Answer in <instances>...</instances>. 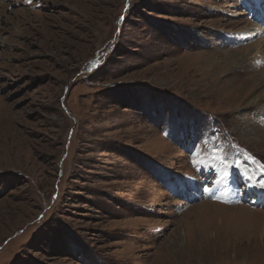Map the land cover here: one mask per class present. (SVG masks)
I'll return each instance as SVG.
<instances>
[{
    "label": "rangeland",
    "instance_id": "rangeland-1",
    "mask_svg": "<svg viewBox=\"0 0 264 264\" xmlns=\"http://www.w3.org/2000/svg\"><path fill=\"white\" fill-rule=\"evenodd\" d=\"M262 164L260 0H0V264H264Z\"/></svg>",
    "mask_w": 264,
    "mask_h": 264
},
{
    "label": "snow or ice",
    "instance_id": "snow-or-ice-1",
    "mask_svg": "<svg viewBox=\"0 0 264 264\" xmlns=\"http://www.w3.org/2000/svg\"><path fill=\"white\" fill-rule=\"evenodd\" d=\"M260 2H261V5L264 6V0H260ZM229 167H235V168L239 169L241 167V165L234 164V165H231ZM260 173H261V175H260V177L257 178V183L255 185H253V187H258V188L264 190V164H262L260 166ZM242 175L245 176V179L247 181H249V182L251 181V177L250 176H247L246 174H243V173H242ZM224 179H228V174H226L224 176ZM205 190L206 191H209V192H212V189L211 188H207ZM261 194H264V193H261Z\"/></svg>",
    "mask_w": 264,
    "mask_h": 264
}]
</instances>
